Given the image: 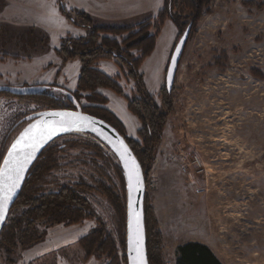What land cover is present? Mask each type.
<instances>
[{
    "label": "rangeland",
    "instance_id": "374dc122",
    "mask_svg": "<svg viewBox=\"0 0 264 264\" xmlns=\"http://www.w3.org/2000/svg\"><path fill=\"white\" fill-rule=\"evenodd\" d=\"M5 2L3 11L20 23L34 25L31 28L49 41L44 50L27 54L8 49L20 58L5 57L0 49V87L56 85L76 92L81 59L65 61L58 52L68 38L87 36V29L67 19L61 0ZM62 3L77 23H89L81 17L85 13L97 25L130 27L155 19L164 0ZM178 34L177 26L166 21L155 50L139 69L159 104ZM100 37L121 42L127 34ZM95 66L117 79L123 96L99 88L96 93L107 99L104 104L82 91L81 105L113 112L133 133L136 123L128 113L136 116L125 98L137 95L136 82L122 73L115 59ZM50 109L40 99L0 96V166L19 132L37 113ZM131 138L140 141L138 133ZM50 147L59 150L54 167L37 183L39 195L76 188L93 217L74 226L39 224L40 231L47 229L46 239L28 249L19 245L13 254L0 249V264H50L45 258L53 252L56 264H110L106 256L85 262L74 248L100 227L114 241L119 264H126L127 188L116 155L83 131L66 134ZM195 158L200 165L193 164ZM145 200L159 264H177V249L188 242L208 246L222 264H264V0H211L179 65L172 109L146 182ZM22 211L17 209L9 218ZM41 244L50 250L36 256L38 250L31 249Z\"/></svg>",
    "mask_w": 264,
    "mask_h": 264
},
{
    "label": "trees",
    "instance_id": "16d2710c",
    "mask_svg": "<svg viewBox=\"0 0 264 264\" xmlns=\"http://www.w3.org/2000/svg\"><path fill=\"white\" fill-rule=\"evenodd\" d=\"M210 3L211 0H164L163 7L155 19L150 17L135 26L118 27L97 25L85 13H81V17L89 23H77L70 16L61 0V12L67 19L76 26H82L88 31L85 37L78 39L68 38L65 43L63 42L58 52L65 61L81 59L82 70L77 91L72 93L59 86L49 85L42 86L43 90L40 93L25 95L0 87V96L36 98L51 106L50 110L68 109L82 111L107 121L126 138L143 167L147 182L163 140L168 113L172 109V95L175 85L172 90H168L167 86L162 89L163 103L159 104L146 89L139 69L142 63L155 50L157 38L166 21L171 20L177 26L179 31L178 42L187 31H189L190 40L201 18L208 11ZM5 7V0H0V13ZM259 7L262 6L259 5ZM19 30L20 28L17 27L0 24V49L4 51L5 57H21L18 54L12 55L11 52L9 54L8 49L13 47H15L16 51L24 52L25 54L29 51L35 52L47 48L49 41L47 35H43L36 28L31 27L20 30L22 32H19ZM101 34L115 37L127 34V37L120 42L113 38H101ZM40 44L44 47L38 46ZM134 51L137 52L136 56L132 54ZM110 59H115L122 73L125 72L124 74L129 79L136 82L137 95L133 98L126 97L125 99L128 102V110L138 118L141 124L138 130L140 141L128 136L126 127L113 112L81 105L80 93L82 91L91 92L92 96L98 99V102L100 101L104 104L107 103V99L96 93L99 88L109 89L123 96V91L117 79L109 78L95 66L101 60ZM102 144L105 145L104 143ZM98 149L102 151L101 148ZM58 150V148H52L49 145L30 170L29 177L12 208L11 214L17 209L23 208V211L21 214L8 219L0 237V249H4L8 254H13L19 245L23 249H28L43 242L48 232L47 229L40 231L39 224H44L47 228L54 225L74 226L93 217L87 201L79 195L76 188L64 187L58 192L39 195L37 183L54 167L55 154ZM119 170L124 177L121 164ZM145 224L149 263L159 264V250L154 248L153 239L156 236L153 235L147 216L146 200ZM74 248L77 249L85 262L92 256L97 258L106 256L110 259V264H119L116 245L103 227L96 228L85 237H82L74 245ZM53 254L54 252L45 258L50 264H56ZM124 262L127 264L126 257ZM177 264L222 263L208 246L202 243L188 242L178 247Z\"/></svg>",
    "mask_w": 264,
    "mask_h": 264
},
{
    "label": "water",
    "instance_id": "95a60500",
    "mask_svg": "<svg viewBox=\"0 0 264 264\" xmlns=\"http://www.w3.org/2000/svg\"><path fill=\"white\" fill-rule=\"evenodd\" d=\"M188 40H189V31H187L183 35V37L177 43L173 51L166 73V86L168 90H172V88L175 85L179 65L181 59L183 58V54L185 52V48L187 46ZM1 88L17 94H25V95L40 93L43 90L42 86L1 87ZM53 113H71L73 114V116H77V117H88L89 120L84 122L77 121L75 123L66 124L64 125L66 130L64 131L58 130L50 138L44 140L41 146L39 147V149L35 152L33 158L25 165L24 172L21 176L19 185L16 187L14 192L9 195V199L6 202L4 201L5 181L3 179V176L0 175V205H3V215L2 217H0V237L9 219L12 208L17 202L24 188L25 182L29 177L30 170L37 162L43 151L58 138L69 133L83 131L99 139L108 148H110L118 158L124 172L126 188H127V242H126L127 264H140V260L137 257V251H136L137 247H139L141 250L143 257V264H150L148 257L147 232H146V224H145L146 179H145L144 170L138 157L136 156L133 149L127 142L126 138L123 135H121L120 132L107 121L97 116H93L91 114L76 110L58 109V110L39 112L19 132L17 137L13 140L0 166V174L4 172L5 161L9 159V153L12 152V146L16 144L17 140H19L26 131L33 128V125L37 126V129L33 130V135H38L39 131L44 129L45 127L55 125L59 128L60 127L59 122L61 121V119H65V120L68 119V117L61 118L52 115ZM124 148L127 149V153H125L122 156L121 153L124 151ZM30 151L31 149L21 145V150L18 151L15 155L22 158L24 153ZM133 161L135 167H133V163H132ZM130 170H131V176H130ZM137 173L139 178V185H137ZM10 175H14V174L10 173ZM137 188L139 190H137ZM138 240H139V244H137Z\"/></svg>",
    "mask_w": 264,
    "mask_h": 264
},
{
    "label": "snow or ice",
    "instance_id": "6c2138e0",
    "mask_svg": "<svg viewBox=\"0 0 264 264\" xmlns=\"http://www.w3.org/2000/svg\"><path fill=\"white\" fill-rule=\"evenodd\" d=\"M52 115H55L57 117H68L67 120L61 119L59 122L60 127L58 128L55 125L47 126L44 129L40 130L38 135H33V130L37 129L36 125H33V128L29 129L24 133V135L17 140L16 144L12 146V152L9 153V159L5 161V168L4 172L0 175L3 176V179L5 181V196L4 201L6 202L9 199V195L14 192L16 187L19 185L21 176L24 172L25 165L33 158L35 152L39 149L42 142L48 138H50L53 134H55L58 130L64 131L66 128L64 125L69 123H75L77 121L84 122L88 121V117H77L73 116L71 113H53ZM21 145H23L26 148L31 149L30 152L24 153L23 157H19L15 155L18 151L21 150ZM125 153H127V149L124 148V151L121 153L123 156ZM133 167L134 165V161ZM10 173H13L14 175H10ZM130 176H131V170H130ZM137 185H139V178L137 173ZM137 190H139L137 188ZM3 215V205H0V217ZM137 244H139V240L137 241ZM137 251V257L140 260V264H143V257L142 253L139 247L136 249Z\"/></svg>",
    "mask_w": 264,
    "mask_h": 264
},
{
    "label": "crops",
    "instance_id": "0c3cea01",
    "mask_svg": "<svg viewBox=\"0 0 264 264\" xmlns=\"http://www.w3.org/2000/svg\"><path fill=\"white\" fill-rule=\"evenodd\" d=\"M7 11V10H6ZM5 10L0 14V24H7V25H10V26H15V27H33L34 25H31L30 23H28V22H24V23H20L19 21H18V19L15 17L14 19H13V14H11L10 12L8 13V12H6ZM22 24V25H21ZM83 33V32H82ZM0 54H2V53H0ZM1 56V55H0ZM1 59V58H0ZM12 59V58H11ZM5 60H8V59H5ZM107 63V62H106ZM101 64H103L102 62H100L98 65H101ZM78 79H79V77H78ZM1 85V84H0ZM17 85H21V84H19V83H17ZM74 89H75V86H74ZM128 105V104H127ZM128 115H129V117H131V119H133L134 120V123H136V129H135V133L133 132L132 133V131L130 130V128L128 127H126V129H127V132H128V135L130 136V137H135L136 135H137V133H138V130L140 129V127H141V125H138V123H139V120L136 118V117H133V116H131L129 113H128ZM43 244H41V245H39V246H36V247H34V248H32L31 250L33 251V250H35V249H37L38 250V252L37 253H35V255L37 256V254H41V253H45V252H49V250L50 249H48V250H46L45 249V247L44 246H42ZM40 246H42V247H44L42 250L41 249H39L38 247H40Z\"/></svg>",
    "mask_w": 264,
    "mask_h": 264
},
{
    "label": "built area",
    "instance_id": "2783aa9c",
    "mask_svg": "<svg viewBox=\"0 0 264 264\" xmlns=\"http://www.w3.org/2000/svg\"><path fill=\"white\" fill-rule=\"evenodd\" d=\"M182 155H184V154L182 153ZM183 157H184V156H183ZM183 160H184V159H183ZM183 162H185V160H184ZM193 164H198V165H200V162H199L198 158H195V160L193 161ZM184 170L186 171L185 168H184Z\"/></svg>",
    "mask_w": 264,
    "mask_h": 264
}]
</instances>
